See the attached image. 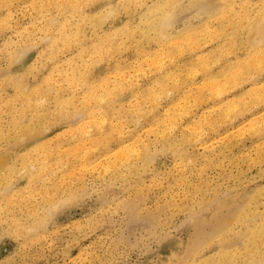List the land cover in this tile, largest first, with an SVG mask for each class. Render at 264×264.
<instances>
[{
	"label": "rangeland",
	"instance_id": "obj_1",
	"mask_svg": "<svg viewBox=\"0 0 264 264\" xmlns=\"http://www.w3.org/2000/svg\"><path fill=\"white\" fill-rule=\"evenodd\" d=\"M157 1L73 12L0 0V264L251 261L247 226L264 222L252 42L264 0H176L172 37L159 41L144 17ZM63 13V28L48 22ZM24 83L43 93H17Z\"/></svg>",
	"mask_w": 264,
	"mask_h": 264
},
{
	"label": "bare ground",
	"instance_id": "obj_2",
	"mask_svg": "<svg viewBox=\"0 0 264 264\" xmlns=\"http://www.w3.org/2000/svg\"><path fill=\"white\" fill-rule=\"evenodd\" d=\"M86 0H44V5H47V6H56V7H58V8H60L62 11H73V12H77V11H79L81 8H82V5L84 4V2H85ZM176 5V0H158L154 5H152V6H149V7H146V9H145V12H144V14L146 15V16H144L145 17V19H146V22H147V31H152L154 34H153V37L154 38H157L158 39V41H159V39H168V38H171L172 36H171V34L169 33V27H170V25H171V22H172V18L173 17H171V13L172 12H174V10L172 11V7H174ZM120 7V6H119ZM112 10L110 9L109 10V12H111ZM108 13V12H107ZM206 13V12H205ZM207 14V13H206ZM68 15V14H67ZM111 15V14H110ZM104 18V17H103ZM101 19V18H100ZM259 20H260V18H258ZM87 20H91V18H89L87 15H82L81 16V21L82 22H85V21H87ZM262 20V19H261ZM52 26H55L56 28H58V29H61V28H63L64 26H65V24L67 23V22H69L68 21V16H66V14L65 13H63L62 14V19H57V18H55V17H50V20L48 21ZM263 22V21H262ZM46 23H47V21H46ZM92 23V22H91ZM90 23V24H91ZM94 23L98 26L99 25V23L96 21H94ZM205 23H206V21H205ZM256 23V22H255ZM48 24V23H47ZM93 24V23H92ZM254 24V23H253ZM83 26V25H82ZM172 26V25H171ZM252 26H254V25H252ZM255 27L260 31H258V30H256L255 31V34H256V32H257V34L259 35L257 38H254V39H252V42L254 41H257V42H255V43H259L260 42V40H261V36L264 34V25L263 24H258V22L255 24ZM179 30V29H178ZM183 30V29H182ZM254 31V30H253ZM177 34H179V33H177ZM96 36H98L97 35V33H96ZM177 36V35H176ZM98 38V37H97ZM100 39V38H99ZM98 39V40H99ZM156 39V40H157ZM251 39V38H250ZM46 40H48V39H46ZM45 41V40H44ZM53 42H55V40L53 39ZM235 42V41H234ZM251 42V43H252ZM253 42V43H254ZM176 44H179V43H177L176 42ZM256 44V45H257ZM253 45V44H252ZM112 47V46H111ZM114 47V46H113ZM166 49H167V47H166ZM181 49V48H180ZM191 49V48H190ZM144 52V51H143ZM159 55V54H158ZM163 56V55H162ZM169 56V55H168ZM170 57H171V55H170ZM176 57V56H175ZM163 58V57H162ZM166 58V57H165ZM260 58V57H259ZM164 59V58H163ZM171 59V58H170ZM155 61V60H154ZM163 61V60H162ZM161 61V62H162ZM171 61V60H170ZM157 62V61H156ZM164 62V61H163ZM153 64V63H152ZM152 64L150 65L151 67H152ZM158 64V63H157ZM161 65V64H160ZM164 66V65H163ZM150 67V68H151ZM156 67V66H155ZM155 67H152V68H154L155 69ZM159 68V67H158ZM161 68V67H160ZM240 69V68H239ZM142 70V69H141ZM160 70V69H159ZM195 70V69H194ZM92 71V69H90V67L89 66H87V64L86 65H84V66H82V67H80V68H78V75H76V78L77 79H79V80H81L82 81V83H84V85H87L88 83H90V76H89V73L90 74H92L93 75V71ZM235 71V70H234ZM239 71V70H238ZM10 72V71H9ZM138 72V71H137ZM141 73H143L142 71H141ZM158 73V72H157ZM156 73V74H157ZM234 73V72H233ZM191 74V73H190ZM230 74V73H229ZM109 75V74H108ZM65 76V75H64ZM252 76V75H251ZM54 77V76H53ZM175 78V77H174ZM57 79H59V77H57ZM71 79V78H70ZM74 81V80H73ZM56 82V81H55ZM218 82V81H217ZM56 83H58V80H57V82ZM112 83V82H111ZM110 83V84H111ZM119 83V82H118ZM54 84V83H53ZM79 84V83H78ZM103 84H105V87L107 88L108 87V82L106 81V79H104V82L102 83V85ZM109 84V85H110ZM113 84V83H112ZM117 84V83H116ZM210 84V83H209ZM208 84V85H209ZM221 84H223V82L221 83ZM72 85H74V84H72ZM72 85H71V87H72ZM258 85V84H257ZM256 85V86H257ZM26 86H28V85H26L25 83L20 87V89L18 90V92L17 93H26V92H30V93H32V95H33V98H35L34 96L35 95H40V94H42L43 93V90L42 89H39V90H34V91H32V90H30V91H28V89H27V87ZM195 86H197V85H195ZM104 87V86H103ZM104 87V88H105ZM214 87H216V89H220L221 87H220V84L219 83H215V85L213 86V88ZM75 88V87H74ZM102 88V87H101ZM153 89V88H152ZM170 89V88H169ZM168 89V90H169ZM210 89L211 90H213L212 88H211V86H210ZM107 90V89H106ZM214 91V90H213ZM99 92V91H98ZM160 93V92H159ZM98 94V93H97ZM96 95V94H95ZM94 96V95H93ZM106 98V97H105ZM37 99V98H36ZM87 99V98H86ZM88 100V99H87ZM31 101H33V100H29V102H31ZM28 102V103H29ZM34 103V101L33 102H31V104L30 105H32ZM41 103V102H40ZM88 103V102H87ZM228 103V102H227ZM42 104V103H41ZM89 104H91V103H88V105ZM134 106V105H133ZM77 108V107H76ZM182 109V108H181ZM85 110H89L88 108H87V105L85 106ZM101 110V109H100ZM99 110V111H100ZM188 112V111H187ZM176 113V112H175ZM101 114V113H100ZM80 116V115H79ZM83 116V115H82ZM227 116V115H226ZM180 117V116H179ZM24 117H22V119H23ZM208 118H210V117H208ZM227 118V117H226ZM21 119V120H22ZM94 119V118H93ZM172 119V118H171ZM21 120H20V122H21ZM95 120V119H94ZM175 120V119H174ZM168 121V120H167ZM166 121V122H167ZM176 121V120H175ZM93 122V121H92ZM96 126H100V124H104L105 122H106V120H105V118H104V116H103V114H101V115H99V117H98V119H96ZM165 122V123H166ZM85 124H86V122H84ZM84 124V125H85ZM112 125V124H111ZM166 126H167V124H166ZM170 125L168 124V127H169ZM194 126V125H193ZM192 126V127H193ZM253 126V125H252ZM83 127V126H82ZM85 127V126H84ZM196 126H194V128H195ZM172 128V127H171ZM170 128V129H171ZM237 128V127H236ZM110 129H113V128H110ZM144 129V128H143ZM197 129L199 130V127H197ZM203 129V128H202ZM47 130V129H46ZM70 130V129H69ZM105 130H108V128H105ZM169 129H167V131H168ZM195 130H196V128H195ZM194 130V131H195ZM232 131V130H231ZM240 131V130H239ZM197 133H199V132H197ZM237 133V132H236ZM160 135H162V134H160ZM137 139H138V137H136ZM231 138V137H230ZM226 139V138H225ZM194 140V139H193ZM215 140V139H214ZM143 141V140H142ZM213 141V140H212ZM229 141V140H228ZM164 142V141H163ZM145 143V142H144ZM213 145V144H212ZM211 146V145H210ZM39 147V146H38ZM139 149V148H138ZM159 150V149H158ZM142 151V150H141ZM140 151V152H141ZM151 158H152V156H151ZM22 159L25 161L26 160V155H23V157H22ZM151 161V160H150ZM148 163V162H147ZM1 164V163H0ZM51 172V171H50ZM40 183V182H39ZM13 185V184H12ZM12 185H10V186H12ZM9 186V187H10ZM8 187V186H7ZM7 190V189H6ZM259 200V199H258ZM242 204V203H241ZM244 204V203H243ZM239 206H241V205H239ZM238 206V207H239ZM242 207V206H241ZM51 212V211H50ZM254 216H256V217H258V215L256 214V215H254ZM245 216H243V218H244ZM252 217V216H251ZM255 217V218H256ZM252 219H253V217H252ZM263 222V221H262ZM225 223V222H224ZM228 223V222H227ZM226 223V224H227ZM249 223V222H248ZM227 227V226H226ZM223 228V227H222ZM219 229H221V228H219ZM247 230H249L250 231V235L248 236V239H249V241L251 242L252 241V248L250 249V262H249V264H261V261L262 260H264V251H263V253H260V252H258V249L259 248H264V246H263V239H262V237L264 236V222L263 223H260V225L258 226V229H255V228H251V226L250 225H248L247 226ZM217 233L219 232V230H217L216 231ZM262 239V241H261V239ZM210 239V238H209ZM260 239V240H259ZM240 244V243H239ZM223 252V251H222ZM261 256V257H260Z\"/></svg>",
	"mask_w": 264,
	"mask_h": 264
},
{
	"label": "snow or ice",
	"instance_id": "obj_3",
	"mask_svg": "<svg viewBox=\"0 0 264 264\" xmlns=\"http://www.w3.org/2000/svg\"><path fill=\"white\" fill-rule=\"evenodd\" d=\"M259 47H260V55H261V61H260L261 76L264 77V35H262V38L259 42ZM261 264H264V260L261 261Z\"/></svg>",
	"mask_w": 264,
	"mask_h": 264
}]
</instances>
